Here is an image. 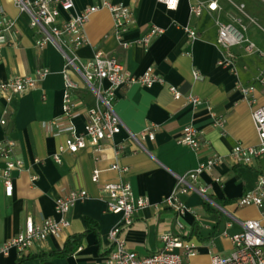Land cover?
Segmentation results:
<instances>
[{"label": "crops", "instance_id": "obj_1", "mask_svg": "<svg viewBox=\"0 0 264 264\" xmlns=\"http://www.w3.org/2000/svg\"><path fill=\"white\" fill-rule=\"evenodd\" d=\"M102 0H76V12L101 4ZM216 1L218 10L205 11L199 18L191 11L197 2ZM133 9L134 26L122 35L129 44L120 48L114 35L112 14L106 10L94 13L85 26L88 44L81 47L78 56L83 62L93 58L97 51L116 58L133 75L140 76L148 68H154L166 84L145 88L132 85L118 92L115 110L125 129L99 153L91 149L72 155H62L56 163L52 155L68 138L67 122L62 118L64 59L57 48L48 44L35 48L40 37L30 28V18L21 13L14 0H0V11L16 22L15 29L7 35L8 44L0 57V81L34 75L37 69L46 67L50 74L39 87L10 100L0 101V117L8 111V125L0 127V141L12 139L16 143L15 155L24 163L22 172L14 173L13 196L7 197L0 183V246L22 232L28 218L35 220L58 218L55 202L69 192L85 190L90 199L79 202L69 213L70 227L59 237H51L44 244L36 245L27 255L31 258L18 263L15 251L9 257H0V264H93L107 257L115 246L110 241L111 231L121 224V216L108 213L101 199V190L108 183L128 182L135 197L146 198L149 206L141 210L133 225L123 232L126 248L139 257L150 256L162 248L161 236H174L190 240L197 255L184 259L185 264H211V254L222 257L233 251L232 237L242 231L241 223L260 220L262 207H239L237 200L255 190L260 176H264V156L251 166L237 165L230 154L237 144L257 146L258 135L252 119L255 107L264 106V90L256 80L264 72V58L259 54H247L243 47L233 48L236 55L237 74L218 66L222 49L217 45L216 21L236 23L241 20L245 35L264 49V2L262 0H181L174 11L167 10L158 0H113ZM244 5L245 14L235 6ZM67 18L66 15L63 16ZM165 32L149 47L139 41L152 26ZM193 28L198 36L189 41L182 29ZM198 71L202 80H195ZM78 83L74 101L79 115L72 123L83 133L88 120L87 112L95 109L96 98L86 83L76 73ZM255 85L256 104L246 101L237 89ZM168 86L177 87L185 96H194L203 103L193 106L182 100L176 101ZM216 118L225 120V127L214 125ZM56 122L57 125H50ZM193 126L202 136L203 146L198 152L178 143L182 130ZM149 126H159L155 141H146L147 152H135L128 142L129 132L139 134ZM122 146L121 155L116 148ZM215 156L223 163L212 173L200 177V185L208 186L209 200L192 193L181 196L190 212L177 228L176 215L161 205L171 195L176 176H183L207 163ZM115 164L129 168L120 174L112 170ZM5 161L0 159V169ZM95 172L98 182L92 181ZM219 178L221 182H216ZM206 202L208 204H206ZM86 218H90L97 231L88 232ZM85 234L75 253L68 257H50L52 252L64 248L72 236Z\"/></svg>", "mask_w": 264, "mask_h": 264}, {"label": "built area", "instance_id": "obj_2", "mask_svg": "<svg viewBox=\"0 0 264 264\" xmlns=\"http://www.w3.org/2000/svg\"><path fill=\"white\" fill-rule=\"evenodd\" d=\"M181 0H158L167 10L174 11L178 8ZM264 2V0H262ZM21 13L30 18V28L38 31L40 37L35 42V48L43 49L48 44L57 48L64 59L62 76L64 80V94L62 106V118L67 122L65 130L68 138L65 140L52 159L56 163L62 162V155L69 153L75 155L80 151L91 149L96 153L106 148V142H112L120 134L125 126L115 110L118 92L132 85L152 88L155 85H165V80L160 77L154 68H148L142 75L136 76L128 72L125 67L114 57L97 51L93 58L83 62L78 56L81 47L88 44L85 34V26L90 17L103 9L108 10L114 21V35L120 42V48L127 49L129 44L122 41V35L134 26L133 9L124 4H116L113 0H102L100 5L88 7L81 12H76V0H14ZM236 9L249 18L244 12V5L235 6ZM218 10L216 1L197 2L190 7L191 13L199 18L205 11L213 13ZM66 15L67 18L63 16ZM236 24L216 21L218 28L217 45L222 49V57L218 66L237 74L233 52L235 47H243L247 54H259L264 58V49L257 48L244 33L241 20ZM16 22L6 17L0 11V57L3 48L8 44L7 35L15 29ZM187 34L189 41H194L198 34L189 26L182 28ZM164 30L156 25L152 26L144 37L139 41L143 47H149L152 42L164 34ZM72 73H76L86 83L96 98V107L87 112L88 120L83 133H79L72 121L79 113L74 101V92L78 89V83L73 79ZM50 74L46 67L37 69L34 75L16 77L0 81V101L10 100L36 90L41 82ZM195 80L203 77L198 71L193 72ZM256 83L264 90V72L260 74ZM237 89L243 98L250 104H256L255 85H244L240 81ZM168 90L174 100L183 98L193 106L202 105V101L194 96H185L175 86H168ZM8 111L4 110L0 117V127L8 125ZM252 119L258 135L257 146H244L237 144L230 157L237 165L251 166L256 160L264 156V106L255 107ZM50 125L56 126V122ZM214 125L225 127V120L216 118ZM159 126H149L139 134L129 132L128 142L135 152H147L144 143L155 141ZM178 143L198 152L203 146L201 134L191 125L184 127ZM16 143L12 139L0 141V159L5 161L4 168L0 169V183L5 189L7 197L13 196V180L15 172L24 170L23 161L15 155ZM123 147L116 148V155L120 156ZM223 163V158L215 156L207 163L200 164L196 169L187 172L183 176H176V184L173 192L164 198L161 205L172 209L176 215L177 228L184 229L182 217L190 212L188 206L181 201L180 197L197 193L206 201L209 200L210 187L200 185V177L203 173H212L214 169ZM112 170L120 174H126L129 168L115 164ZM99 173L95 172L92 178L98 182ZM216 182H221L216 178ZM90 199V194L85 190L72 191L55 202V213L58 218H46L35 220L28 218L25 228L13 239L0 246V257H9L15 251L18 259L26 256L36 245L44 244L51 237H59L67 230L71 223L68 218L71 210L77 203ZM101 199L106 204V211L121 216V224L116 226L110 233V241L115 249L104 259L93 264H185L184 259L197 255L195 245L187 239L173 234L161 236L162 248L160 251L147 256L139 257L135 252L126 248L123 232L133 225L138 213L149 206L146 198L135 197L131 185L123 180L108 183L101 190ZM264 203V176H260L254 191L246 193L237 200L239 207L256 206L262 207ZM242 231L232 237L233 251L231 255L222 257L211 254V264H264V212L260 220H249L241 223Z\"/></svg>", "mask_w": 264, "mask_h": 264}, {"label": "trees", "instance_id": "obj_3", "mask_svg": "<svg viewBox=\"0 0 264 264\" xmlns=\"http://www.w3.org/2000/svg\"><path fill=\"white\" fill-rule=\"evenodd\" d=\"M206 204H208L206 202ZM86 223L88 224V232L89 231H97L96 225H94L93 221L90 218H86ZM86 233L78 236H72L70 237L66 243L65 246L62 250L57 251V252H52L49 254L50 257H68L71 256L75 253V251L78 249V247L81 244L82 238L85 236ZM30 255H26L21 259H18V263H22L28 259H30Z\"/></svg>", "mask_w": 264, "mask_h": 264}]
</instances>
